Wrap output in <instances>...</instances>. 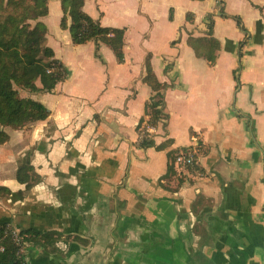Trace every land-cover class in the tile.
Wrapping results in <instances>:
<instances>
[{
	"label": "crops",
	"instance_id": "1",
	"mask_svg": "<svg viewBox=\"0 0 264 264\" xmlns=\"http://www.w3.org/2000/svg\"><path fill=\"white\" fill-rule=\"evenodd\" d=\"M83 10L125 29L124 62L101 41L74 44L49 0L46 44L68 74L28 95L46 119L4 128L0 226L39 232L31 264H264V0H85ZM209 16L213 65L190 44L210 37ZM147 61L166 85V126L146 113ZM140 129L154 145H139ZM194 146L199 172L175 161Z\"/></svg>",
	"mask_w": 264,
	"mask_h": 264
},
{
	"label": "trees",
	"instance_id": "2",
	"mask_svg": "<svg viewBox=\"0 0 264 264\" xmlns=\"http://www.w3.org/2000/svg\"><path fill=\"white\" fill-rule=\"evenodd\" d=\"M48 2L49 0H0V143L8 140L5 127L22 128L28 123L44 120L50 114L42 102L30 96L22 97L15 85L30 92H51L57 83L67 77V68L55 58L53 49L46 44L48 29L41 18L48 14ZM60 2L63 10L60 26L69 31L74 44H84L90 40L101 41L112 49L120 63L124 62L125 29L101 25L83 10L85 0ZM236 21L243 27L239 17H236ZM213 25L214 19L209 16L210 37L190 39L196 53L204 56L211 65L216 61V51L219 48L218 41L212 37ZM239 46L241 55L243 42H240ZM144 79L154 91L146 105V113L150 117V124L157 125L169 117L164 112L166 85L155 77L149 61ZM38 81L41 88L37 85ZM139 132L141 134V129ZM139 145L152 146L154 141L146 135ZM28 168L30 167L22 165L18 169L17 179L20 182L27 181ZM13 230L7 225L0 226V264H21L17 256L18 247L13 240ZM19 233L29 234L30 236L25 238L29 242L36 241L39 235L34 229L22 230ZM52 234L49 232L43 236L47 241H51Z\"/></svg>",
	"mask_w": 264,
	"mask_h": 264
},
{
	"label": "built area",
	"instance_id": "3",
	"mask_svg": "<svg viewBox=\"0 0 264 264\" xmlns=\"http://www.w3.org/2000/svg\"><path fill=\"white\" fill-rule=\"evenodd\" d=\"M152 130L153 129H150V131H152ZM140 135H141L140 141L146 135L149 138L151 137L150 133L147 131L146 132L142 131ZM175 161L179 164H182L184 167H186L188 169H193V170H196L199 172L198 168H194V167H197L195 146L191 150L178 153L175 157ZM12 235H13V240H14L16 246L18 247L17 256H18L21 264H27L26 259L24 257V246L29 242L25 238H27L30 235L29 234L22 235L17 230H13ZM0 249H2V247H0Z\"/></svg>",
	"mask_w": 264,
	"mask_h": 264
},
{
	"label": "rangeland",
	"instance_id": "4",
	"mask_svg": "<svg viewBox=\"0 0 264 264\" xmlns=\"http://www.w3.org/2000/svg\"><path fill=\"white\" fill-rule=\"evenodd\" d=\"M15 87L18 89V91H19V93H20V95H21L22 97H23V96L27 97L30 93H32V92L28 91L27 89H24V88H22V87H20V86H16V85H15ZM52 238H53V237H52ZM53 239H54V238H53ZM119 239H120V238H117V237H116V241H118ZM43 240H46V239L44 238ZM120 240H121V239H120ZM42 242H43V241H42ZM42 245H43V244L41 243V240H40V242H39L38 239H36V241L28 242V243L24 246V257H25V259H26L27 264H31V258H32V252H31V249H32V247L34 246V247L40 249Z\"/></svg>",
	"mask_w": 264,
	"mask_h": 264
}]
</instances>
